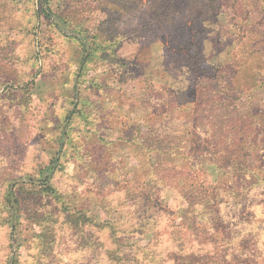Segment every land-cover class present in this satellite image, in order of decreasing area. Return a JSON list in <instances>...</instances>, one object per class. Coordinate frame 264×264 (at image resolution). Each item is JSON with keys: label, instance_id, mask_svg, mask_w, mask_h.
<instances>
[{"label": "rangeland", "instance_id": "1", "mask_svg": "<svg viewBox=\"0 0 264 264\" xmlns=\"http://www.w3.org/2000/svg\"><path fill=\"white\" fill-rule=\"evenodd\" d=\"M193 63L214 97L211 140L220 111L239 114L251 161L237 179L210 165L230 188L218 220L199 218L197 256L264 264V0H0V264L101 263L152 177L141 137L192 129L173 92ZM145 209L143 236L154 213L166 222Z\"/></svg>", "mask_w": 264, "mask_h": 264}, {"label": "trees", "instance_id": "2", "mask_svg": "<svg viewBox=\"0 0 264 264\" xmlns=\"http://www.w3.org/2000/svg\"><path fill=\"white\" fill-rule=\"evenodd\" d=\"M58 24L63 29L62 21ZM180 41L182 42V39L179 38ZM193 64L192 69L191 67L186 70L180 69L186 73L183 76L185 85L173 92V109L178 107L183 108L180 111L187 110L183 114L192 122V129H187V133L180 135L158 137L148 132L150 135L141 137L143 144L140 145L147 150L150 158L152 177L146 182L147 192L140 194V201L137 205H133L136 208L131 212L133 221H130L127 227L121 226L118 231L120 234L116 240H112L111 245L106 247V255L104 254L100 264H212L210 263L212 261L208 262V254L198 257L199 249L194 247L202 244L201 250L208 251L204 247L208 244V239L210 240L208 232L205 231V236L197 240L196 231L201 222L200 216H205V220L208 221L213 219L216 221L220 218L218 204L221 203L223 207L230 186L223 181L218 183L211 177L210 165H215L223 172L230 170L235 175L234 179L247 172L251 161L248 156L240 155L246 146L239 142L244 141L250 129L244 126L245 122L240 123L239 114H236L233 123L229 124L225 111L222 113L220 111L217 115L219 126L216 138L211 140L209 127L214 116L211 105L214 97L205 93L209 91L205 85H201L208 79L206 73H202L206 68H198L197 64ZM220 107L223 110L222 104ZM227 138L229 142H226ZM213 145H218L221 153L229 152L233 147L235 157L226 160L221 156L222 158L214 160L211 156ZM55 164L57 158L50 161L45 170L51 173ZM249 173L253 172L249 171ZM48 178L49 176L45 174L43 179L47 181ZM46 183L41 184L47 186ZM231 186L236 188L237 183L234 182ZM173 190L177 192L174 196ZM142 203L147 209H159L166 218L164 225L157 227L155 221L159 213L151 215L154 220L151 233H146L144 236L141 231L142 218L138 219L135 214ZM197 209L200 213H197ZM23 213L20 202L15 199V206L10 210V216L14 219L13 229L16 228ZM29 217L32 221L39 219L35 213ZM107 233L114 235L111 225Z\"/></svg>", "mask_w": 264, "mask_h": 264}]
</instances>
